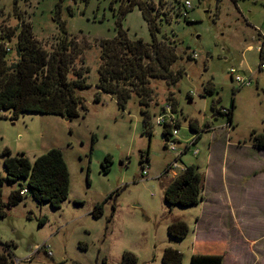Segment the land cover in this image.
I'll list each match as a JSON object with an SVG mask.
<instances>
[{
    "label": "rangeland",
    "instance_id": "1",
    "mask_svg": "<svg viewBox=\"0 0 264 264\" xmlns=\"http://www.w3.org/2000/svg\"><path fill=\"white\" fill-rule=\"evenodd\" d=\"M124 1L0 0V23L16 27L18 18L30 22L48 50L65 23L66 35L83 49L74 66L89 69L90 85L80 91L87 111L73 120L36 113L0 119V205L7 213L0 218V253L10 243V264H121L125 252L135 254L138 264H162L165 248L171 247L183 254L182 264H193L194 255L197 264H264V149L252 140L253 132L264 134V0H189L186 19L184 6L177 13L186 0H160L162 30L157 36L174 41L179 58L172 68L185 71L172 86L162 79L151 81L150 131L135 94L125 109L110 94L94 102L99 42L117 35ZM148 1L160 11L159 0ZM122 25L130 39L152 42L137 6ZM15 59L12 53L9 61ZM236 76L250 79L251 85L239 84ZM207 82L214 84L215 94L205 93ZM216 99L219 109L229 110L234 103L231 124L227 115L212 109ZM167 103L177 119L175 150L166 146L162 126L155 122ZM190 122L199 125L197 143ZM6 148L32 161L51 149L61 150L71 188L59 209L28 194L8 207L10 192L25 181H1L7 173ZM107 157L109 170L104 172ZM190 165L204 176V200L171 207L165 189ZM112 193L103 215L94 217V206ZM43 217L47 222L39 226ZM181 219L189 226L188 235L170 238L168 226Z\"/></svg>",
    "mask_w": 264,
    "mask_h": 264
},
{
    "label": "trees",
    "instance_id": "2",
    "mask_svg": "<svg viewBox=\"0 0 264 264\" xmlns=\"http://www.w3.org/2000/svg\"><path fill=\"white\" fill-rule=\"evenodd\" d=\"M117 0H113L112 5ZM162 1L159 0V7ZM135 6L139 8L143 18L148 23L152 42L146 43L142 39H130L123 30L122 20ZM188 9L179 4L177 13L181 14ZM160 11L153 1L128 0L122 2L119 9L118 33L112 39H103L99 42L100 64L98 68L99 79L96 84L94 102L101 100V95H112L120 108L125 109L133 94L139 99L143 123L150 131L152 113L150 103L154 97L151 87L153 79H162L169 86L175 85L184 74V68L174 70L173 64L179 56L176 45L169 37L159 39L158 32ZM163 9V8H162ZM174 9V6L171 7ZM17 13V12H16ZM168 19V12H164ZM183 15V13H182ZM186 19L188 16L183 15ZM170 17V14H169ZM16 27L5 26L0 23V119L17 120L22 114L36 113L41 115H55L73 120L80 116V111H87L80 91L90 87L87 82L89 69L75 67L83 49L76 40L66 35L65 23L61 22L62 35L55 38V43L48 50L33 33L30 22L21 20ZM190 23L189 21H187ZM13 41H15L13 47ZM15 53L16 59L12 62L9 57ZM260 68L264 63V41L260 48ZM84 62V61H83ZM204 91L208 95L216 93L212 82L204 84ZM220 99L212 102V109L217 113L227 115L229 124L232 121L234 103L229 110L217 108ZM177 126V125H176ZM190 131L195 132L193 143L201 139V131L196 122L189 123ZM209 128V125H206ZM177 128V127H176ZM150 132L149 136L152 137ZM162 135L167 140L171 135L170 124L162 127ZM254 146L264 149V134L253 132ZM93 141L95 138L93 137ZM186 146V150H188ZM185 150V151H186ZM6 176L1 181L17 183V189L10 192L8 207L16 206L28 194L37 203H47L52 208L59 209L67 200L70 192V170L63 153L58 149H51L46 153L30 160L24 153L13 156L6 148L3 151ZM148 159V158H147ZM110 159L107 157L102 164L107 172ZM204 176L198 166H185L184 170L176 175L166 187L164 200L171 207H191L204 200ZM26 189L24 195L21 194ZM110 194L102 202L94 206L92 215L99 218L104 213L105 204L113 197ZM81 205L82 202H76ZM115 210V207H113ZM7 213L0 205V218ZM113 216V215H112ZM47 218L39 221L44 225ZM172 239H184L189 233L186 222L179 220L171 223L167 229ZM0 244L2 241L0 239ZM5 252L0 253V264H10L12 244L5 243ZM162 255V264H182L183 254L171 247L165 248ZM198 255H194L193 264H197ZM121 264H138L135 254L125 252Z\"/></svg>",
    "mask_w": 264,
    "mask_h": 264
},
{
    "label": "built area",
    "instance_id": "3",
    "mask_svg": "<svg viewBox=\"0 0 264 264\" xmlns=\"http://www.w3.org/2000/svg\"><path fill=\"white\" fill-rule=\"evenodd\" d=\"M185 6L187 9L191 8V2L189 0L185 1ZM183 15L187 16V13L184 12ZM264 67V63L262 65V68ZM235 81L238 82L241 85H245V86H249L251 85V81L250 79H244L240 76H236L235 77ZM173 106L170 103H167L163 109L162 112L159 114V117H155V122L160 125V126H164L165 124H170L171 126V133L172 135L166 140V146L171 149V150H175L176 147V136L178 135V129L176 128L177 126V119L175 117V115L173 114ZM177 166V160L171 165L170 169H174ZM184 170V168H182V171ZM26 193V189L23 190L21 192L22 195H24Z\"/></svg>",
    "mask_w": 264,
    "mask_h": 264
},
{
    "label": "water",
    "instance_id": "4",
    "mask_svg": "<svg viewBox=\"0 0 264 264\" xmlns=\"http://www.w3.org/2000/svg\"><path fill=\"white\" fill-rule=\"evenodd\" d=\"M66 120H69L68 118H66Z\"/></svg>",
    "mask_w": 264,
    "mask_h": 264
},
{
    "label": "crops",
    "instance_id": "5",
    "mask_svg": "<svg viewBox=\"0 0 264 264\" xmlns=\"http://www.w3.org/2000/svg\"><path fill=\"white\" fill-rule=\"evenodd\" d=\"M231 124V123H230ZM210 127V126H209Z\"/></svg>",
    "mask_w": 264,
    "mask_h": 264
}]
</instances>
